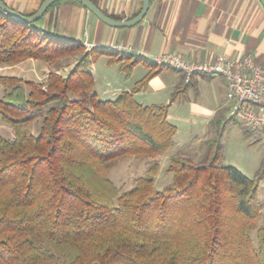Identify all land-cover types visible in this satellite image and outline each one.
Masks as SVG:
<instances>
[{"label": "trees", "instance_id": "16d2710c", "mask_svg": "<svg viewBox=\"0 0 264 264\" xmlns=\"http://www.w3.org/2000/svg\"><path fill=\"white\" fill-rule=\"evenodd\" d=\"M103 54L126 78L138 63L148 73L132 92L101 100L91 67ZM28 59L52 66L46 81L0 76V113L14 130L12 139L0 135V264H264V159L250 178L221 163L220 147L200 160L177 152L168 159L173 181L156 188L157 157L174 146L178 127L170 104L145 106L134 93L172 66L133 52L86 51L0 9V64ZM129 158L152 163L121 193L110 173Z\"/></svg>", "mask_w": 264, "mask_h": 264}, {"label": "crops", "instance_id": "0c3cea01", "mask_svg": "<svg viewBox=\"0 0 264 264\" xmlns=\"http://www.w3.org/2000/svg\"><path fill=\"white\" fill-rule=\"evenodd\" d=\"M91 1L117 20L134 18L143 4L142 0ZM4 2L22 14H32L44 0ZM40 22L39 27L60 39L88 44L87 51L94 47L110 48L133 52L153 62L155 56L164 53L178 54L188 61H214L220 55L237 59L252 54L262 67L264 78V7L259 0H151L146 17L127 28L111 27L79 2L62 0L51 6ZM111 58L107 57L108 66L118 68L120 63H110ZM140 67L143 78L148 73L143 63L135 65L130 78L118 69L121 73L112 76L113 85L97 91L99 98L113 100L123 92H132L139 81L133 82L132 78ZM95 68L96 62L91 73L97 86ZM172 71L156 75L146 88L134 93V98L145 106L170 104L168 119L178 127L171 150L199 159L205 156L199 146L210 142L207 137L214 134V127L226 128L229 120L242 122L231 114L226 81L220 75H195L174 101L151 102L163 92L188 84L182 72L174 68ZM261 110L264 112V107ZM256 132L264 134L263 129Z\"/></svg>", "mask_w": 264, "mask_h": 264}, {"label": "rangeland", "instance_id": "374dc122", "mask_svg": "<svg viewBox=\"0 0 264 264\" xmlns=\"http://www.w3.org/2000/svg\"><path fill=\"white\" fill-rule=\"evenodd\" d=\"M62 1V0H61ZM40 20L37 24H40ZM84 45V44H83ZM85 50L87 51L89 47L88 44L84 45ZM109 49V48H108ZM91 49H89L90 51ZM109 56V55H108ZM107 54L103 57L99 58L96 61V68L94 70V74L97 78V86L96 92L104 90L105 88H109L108 86L113 81L112 76L114 74L120 75L119 70L116 66H108L107 64ZM110 57V56H109ZM29 62H26L28 61ZM24 62H21L14 66H7L0 64V76H15L21 78L23 81L32 80L36 82H44L46 81L48 74L52 70V66L48 65L45 62L28 59ZM73 65L69 68H66L63 74H67ZM142 67L139 68L134 74L132 78L133 82L140 80L142 78ZM167 73H173L172 70H166ZM122 74H124L122 72ZM113 85V84H112ZM25 91H29V87L27 84H23ZM173 90V91H172ZM167 92H163L157 99L151 102H170L173 97V93L175 89H172ZM4 94V89L0 87V100L2 99ZM104 100L103 97L100 98ZM45 112V109L35 113L33 123L31 124V130L34 135H38L41 129L42 119L41 116ZM227 127L224 126L221 128V135L218 137L217 144H211L212 139H216V132L218 131V127H214V134L209 133L208 137L210 142H205L199 148L204 152L205 155L213 156L217 149L221 148V163L224 166H232L237 168L244 175L253 178L261 167L262 161L264 159V134L259 135L257 132L248 131L239 121H227ZM225 129V130H224ZM0 135L4 138L12 139L14 137L13 128L5 123L2 119L0 113ZM207 139V140H209ZM172 149V148H171ZM169 150L165 155L157 157L158 162L160 163V171L156 178V188L161 190L166 185L170 184L173 181V175L167 172L169 157L176 152L173 150ZM183 153V152H182ZM189 156V155H188ZM192 158V157H191ZM202 158V157H201ZM201 158H194V160H200ZM151 159L146 158H129L123 160L113 167L110 178L115 183V185L119 188L120 192H125L133 188L135 185L136 178L140 176H144L147 169L151 165ZM259 202L261 204V215L259 217V226L264 225V180L260 184L259 190ZM253 240L255 244H257V234L254 232L252 234Z\"/></svg>", "mask_w": 264, "mask_h": 264}, {"label": "built area", "instance_id": "2783aa9c", "mask_svg": "<svg viewBox=\"0 0 264 264\" xmlns=\"http://www.w3.org/2000/svg\"><path fill=\"white\" fill-rule=\"evenodd\" d=\"M182 72L189 83L195 75H220L227 85L231 114L250 132L264 130V78L262 67L252 54L232 59L224 55L214 61H188L178 54L164 53L153 58Z\"/></svg>", "mask_w": 264, "mask_h": 264}, {"label": "water", "instance_id": "95a60500", "mask_svg": "<svg viewBox=\"0 0 264 264\" xmlns=\"http://www.w3.org/2000/svg\"><path fill=\"white\" fill-rule=\"evenodd\" d=\"M58 1L61 0H44V2L39 7V9L31 16H26L14 10L2 0H0V9L25 23H36L42 19V17L45 15V13L48 11L50 7ZM75 1L79 2L81 5L87 8L92 14H94L102 22L114 28H127L138 25L146 17L151 4V0H142L143 3L142 9L137 16H135L130 20H117L105 14L91 0H75ZM259 1L264 7V0H259Z\"/></svg>", "mask_w": 264, "mask_h": 264}]
</instances>
